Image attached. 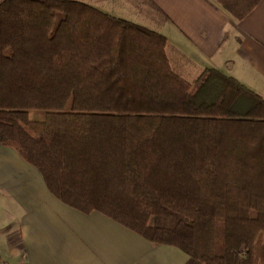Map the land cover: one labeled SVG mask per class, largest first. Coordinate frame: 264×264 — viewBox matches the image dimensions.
Instances as JSON below:
<instances>
[{"label": "trees", "instance_id": "1", "mask_svg": "<svg viewBox=\"0 0 264 264\" xmlns=\"http://www.w3.org/2000/svg\"><path fill=\"white\" fill-rule=\"evenodd\" d=\"M166 47L80 1H0V142L186 264H264V97L216 69L186 81Z\"/></svg>", "mask_w": 264, "mask_h": 264}, {"label": "crops", "instance_id": "2", "mask_svg": "<svg viewBox=\"0 0 264 264\" xmlns=\"http://www.w3.org/2000/svg\"><path fill=\"white\" fill-rule=\"evenodd\" d=\"M75 1L164 35L171 67L186 81L216 69L264 97V0L243 19L216 0ZM188 260L179 248L152 244L102 213L64 204L35 166L0 142V264Z\"/></svg>", "mask_w": 264, "mask_h": 264}, {"label": "built area", "instance_id": "3", "mask_svg": "<svg viewBox=\"0 0 264 264\" xmlns=\"http://www.w3.org/2000/svg\"><path fill=\"white\" fill-rule=\"evenodd\" d=\"M1 132V131H0Z\"/></svg>", "mask_w": 264, "mask_h": 264}]
</instances>
